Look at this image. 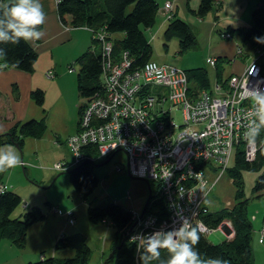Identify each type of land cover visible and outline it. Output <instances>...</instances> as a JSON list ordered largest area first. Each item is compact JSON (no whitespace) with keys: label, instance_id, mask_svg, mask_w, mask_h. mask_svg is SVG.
Masks as SVG:
<instances>
[{"label":"trees","instance_id":"1","mask_svg":"<svg viewBox=\"0 0 264 264\" xmlns=\"http://www.w3.org/2000/svg\"><path fill=\"white\" fill-rule=\"evenodd\" d=\"M198 4L197 9H190L189 6L187 9L190 15H194L199 20L203 19L212 9L219 10L222 6L220 0H198ZM158 9L159 5L156 0H57L55 8L58 21L65 28L85 27L91 32L92 36L94 33L104 30L110 41H112L114 57L119 58L123 53H127L128 58L131 59L132 70L141 68L151 58L153 50L145 33L156 23ZM251 13L250 26L237 27V29L226 27L224 31L217 30V32L224 39L233 38L236 35L241 37L242 44H250L256 53L253 57L256 58L264 73V44L255 41V38L264 36V0H261ZM226 34L228 36L225 37ZM162 38L165 40L177 38L179 54L190 50L196 43V37L191 26L183 19L175 16L174 13L173 17L167 21ZM92 42V46L75 59V63L79 65V71L75 75L77 92L81 98H85L86 102L94 99L95 96H100L104 91L101 75V53L97 42L93 38ZM0 48L7 53V67L5 68H16L25 73L34 71V64L38 56L31 45L21 41L15 45L0 44ZM239 49L241 54V47ZM225 63L227 62L220 57L215 59L213 84L209 80V73L206 68L195 67L190 70H182L173 67L184 72L186 82H188L189 94L192 95L199 91H211L213 85L217 83L224 90L227 87V80L233 75L229 74L228 77H223L222 65ZM4 64L5 60L0 58L2 68H4ZM170 95V89L163 84H150V86L143 88V93L139 91V97L136 98L138 105L141 100L146 102L148 98H152L150 106L146 109L152 122L151 126L159 122L167 128L169 121H173V108L181 111L180 106L170 104ZM30 96L37 106H43L45 102L43 89L36 88ZM85 104L78 107V118ZM45 118L46 116L43 115L39 119L17 122L6 133L0 134V146L13 145L20 149L25 138L39 139L44 135L43 133L47 128ZM180 125H183V123ZM257 142L259 148L254 161L251 162L244 159L239 144L235 146L232 163L226 169V173L234 187V202L232 205L217 211L210 212L208 210L199 217L204 226L210 230H215L223 221H228L233 229L232 237L224 238L220 243L212 244L205 238L203 233L195 228L194 224L192 225L200 236L199 244L196 247L203 257H222L228 260L229 264L253 263L251 248L253 226L247 211L249 199L244 192L243 173L245 170L258 173L251 192L255 198L264 197V172L262 171L264 167V129H261ZM86 154L94 160L86 158L77 162L71 170L67 171L73 188L84 202H88V196L98 184L99 178L94 172L95 167H97L95 163L98 160L99 163L104 164L106 160L109 162L113 156L99 159L95 148L87 149L85 156ZM117 167L121 168L120 171L124 169L122 165ZM150 199L151 201L149 200L146 205L149 211L156 208L162 212L165 211L164 204L160 199H154L152 195ZM21 204H23L24 211L19 216L13 217V211ZM29 207L30 205L23 203L20 196L14 191H7L5 188L0 192V241L7 240L20 250L25 248L26 232L29 227L44 221L46 218V213L42 212L39 207ZM86 210L88 221L94 224L100 221L108 222L114 228L115 233L109 249L113 255L107 258L105 264L112 260H114L113 264H140L138 257L143 253V247L137 248L136 244L128 241V229L134 222L133 212L114 201L99 206L88 203ZM156 212L159 211L156 210ZM53 245L55 251L72 250V255L68 258L48 257V255L40 252V259L29 261L26 264H92L91 249L86 243V236L83 233L61 234L56 237ZM168 258L167 251L162 249L161 259L167 260ZM153 264H159V262L154 261Z\"/></svg>","mask_w":264,"mask_h":264},{"label":"built area","instance_id":"2","mask_svg":"<svg viewBox=\"0 0 264 264\" xmlns=\"http://www.w3.org/2000/svg\"><path fill=\"white\" fill-rule=\"evenodd\" d=\"M176 1L166 0L159 9L166 21L173 17ZM92 38L101 53L104 91L86 102L79 114L78 131L65 140L72 165L86 158L94 160L85 156L89 148H95L99 159L123 151L128 175L155 186L156 193L151 195L163 202L165 211L146 208L142 215L133 212L128 241L137 248L142 246L132 240L133 236L179 227L178 215L188 218L200 233H210L212 230L205 227L199 217L208 211L204 201L216 180L230 167L236 144L242 148L248 162L254 161L259 148L258 142L249 144L245 135L247 113L252 108L249 91L264 90V73L256 58L243 73L231 75L224 90L217 83L211 91L190 95L184 72L151 60L132 70L127 53L114 57L112 41L104 30L94 33ZM237 54H240L239 48ZM206 60L211 66L215 65V59ZM52 76L49 70L46 77ZM150 84H163L170 89V104L181 107L183 125L176 126L172 120L167 128L159 122L150 125L146 109L152 98L146 102L141 100L139 105L136 102L139 91L143 93V88ZM185 126L191 129L175 133ZM53 167L64 170L68 163H55ZM120 169L117 167V171ZM210 174L214 175L213 179H208ZM5 188L0 184V192ZM52 212L66 217L69 224L74 223L72 212L65 214L56 207ZM223 223L217 229L232 236L230 223ZM226 229H230V233Z\"/></svg>","mask_w":264,"mask_h":264},{"label":"rangeland","instance_id":"3","mask_svg":"<svg viewBox=\"0 0 264 264\" xmlns=\"http://www.w3.org/2000/svg\"><path fill=\"white\" fill-rule=\"evenodd\" d=\"M156 1L158 4H161L163 0ZM190 4L195 9H197L199 5L198 0H191ZM213 13H215V8L207 14L208 17L206 16L210 19V22H214ZM157 15L159 16V12ZM178 16L186 21L189 26H192L195 33L194 36L196 37V34L198 35L199 32L195 26V20H197L196 17L190 14L186 15L182 4H179ZM206 17H204V19H207ZM159 22L160 21L157 18L155 25L151 30H148L145 33L153 50L150 60L159 65L168 64L171 67L175 66L182 70H190L195 67L206 68L209 73V80L212 84V81L214 80V71L209 65H205V59L206 56H208L206 52L207 49L205 51L201 47L199 38L196 37V43L190 48V50L179 54L177 38H171L170 40L163 39L162 34L164 29L154 34L158 29L157 25ZM196 30L198 32H195ZM152 34H154V36L156 35L154 39H152ZM213 35L214 37L217 36L216 31H213ZM67 42L68 41H65L64 43ZM243 47H245V52L252 50L247 45ZM79 49H81V46L76 49L74 43L59 47V49L53 52L54 60H56L55 65H51L50 59V65L46 62V59L40 60V68H45L44 66L47 65L49 66L47 71L51 70L54 74L55 72L57 73L54 76L55 78L48 79L53 80V83L46 82L45 84H42L44 89H41L45 92V103L43 104L44 106H39L38 109H36L39 117H41L44 112V116L47 115L45 118L47 128L43 133L44 135L39 139L32 137L25 138L20 149L11 145L18 151L20 158L23 161V165L8 169L5 172H0V182L4 183L7 191L10 190L17 193L23 203L30 205L29 208L36 206L39 207L42 212L46 213L44 221L35 223L38 226H30L27 230V251H32L33 249L40 251L39 249H43L41 250L43 251V254L48 255V257L52 256L49 255L51 251L46 249L47 246L45 242L47 239L44 238L45 234L42 232H44L46 225H48L50 232L54 231L59 223L71 225L67 222L66 217L56 213L54 214L52 211L56 207L66 214L69 212L66 209H72L75 214L74 222H77V226L73 231H80L78 233H83L86 236V243L91 249V263L105 264L107 258H110L111 256L109 247L115 231L113 226L109 225L108 222L100 221L99 223L94 224L87 220L86 209L88 203L93 206H99L100 204L114 201L131 209L132 212L139 213L143 210L145 201L148 197V190L144 181L136 180L127 174L125 170L126 157L123 151H119L113 155L108 163H99L97 160L95 164L99 165L95 167L94 172L99 180L94 191L88 196V202H84L83 199L79 197L77 191L73 188L70 182V177L68 176L67 171L71 170L73 165L72 157L68 152L65 140L69 134L74 133L75 124L78 122L77 109L80 105L86 103V100L85 98L78 96L77 88L75 86L70 87V77L64 76V74H68V70L74 67V70H71L72 73L68 75H73L76 78L75 75L79 71V65L75 64V58L72 59V57H74V55H81L77 54L79 53ZM252 51L255 55V50ZM67 57L69 59L68 63L64 62ZM40 68L37 70L34 69L30 74L36 75ZM40 77L41 75L37 76V78ZM71 85H73L72 81ZM66 96L69 101H73L72 106L67 109L68 111H66L63 106ZM172 117L176 126L183 123L180 109L173 108ZM30 119L37 118L32 117ZM24 121H28V119H25ZM188 128L191 129L190 126L176 129L175 133ZM78 129L79 127H77L76 132ZM65 162L68 163V168H64V170L58 171L53 167L55 163L64 164ZM120 165H122L124 169L117 171V166ZM262 171L264 172V167ZM257 176L258 173L248 170H245L243 173L244 192L245 196L249 199L247 211L251 221H253V226L261 222L262 216L264 215V197L255 198L251 192V188L253 187L254 180ZM213 178L214 175H208V179ZM216 182L217 183L204 201V205L207 206L210 212L220 210L223 207H230L234 202V187L227 173L224 172ZM148 183L151 186V193L155 195V186L152 185L151 182ZM22 211H24L23 204L13 211L12 216L17 217ZM224 235L225 234L219 229L204 234L205 238L212 244L223 241ZM53 243L52 245L50 244V246H53ZM113 262L114 260L110 261L108 264H113ZM257 264H261L260 259Z\"/></svg>","mask_w":264,"mask_h":264},{"label":"crops","instance_id":"4","mask_svg":"<svg viewBox=\"0 0 264 264\" xmlns=\"http://www.w3.org/2000/svg\"><path fill=\"white\" fill-rule=\"evenodd\" d=\"M165 1L166 0H163L161 4H158L159 9L163 6L162 4ZM220 1L222 3V6L220 7L219 10H215V13L212 14L214 15V22H210V19L207 18L208 17L207 15H206L207 17L205 16L207 19H204V17L201 20L196 18L197 20H195L196 22L195 26L199 32L197 30L195 32H198V35L196 34V37L199 38L201 47L205 51L207 49L206 52L208 56H206V58L211 57L213 59H216L217 57H220L227 62L222 66L224 70L223 77H228L229 74L239 75L240 73H242L245 70L244 68L247 67L252 62V60L254 59L253 56H255L256 54L254 55V52L252 51L254 50V48L250 46V44H242V40L240 36L234 35L233 38L230 37L224 39L219 36L217 30L224 31L226 27H232L237 29V27L245 28L250 26L251 15H252L251 12L257 7L258 3L261 2V0H220ZM0 2H6V0H0ZM190 2L191 0H177L175 3H173L174 5L173 13L175 14V16L179 17L178 16L179 4L183 5V10H185L186 15L190 14L187 9L188 6L190 7V9L191 8L195 9L191 6ZM41 3L43 4L44 12L46 13L47 18H46V22L41 26L40 30L43 31L45 35L39 41L28 43L34 48L38 56L37 61L34 64L35 67L34 69L36 70L40 68L39 67L41 64L40 60L46 59V62L49 63V59H50L51 65H55L56 60H54L53 52H55L57 49H59V47L63 45H70V43H74L76 49L77 47L81 46V49L78 50L79 53H77V54H81L82 52L90 48L93 43L92 34L85 27L68 29L61 25L60 21H58V17L55 10L57 0H41ZM157 18L160 22L158 23L157 25L158 29L156 30V32H154V34L158 33L162 29L165 30L167 25V21L165 20L164 16H162L160 13L159 16L157 15ZM151 28L148 30H151ZM213 31H216L217 36L214 37ZM154 34H152V39H154L156 36V35L154 36ZM65 41L68 42L64 43ZM245 45L249 46L250 49L252 50H250L249 52L247 51L245 52L244 49L245 47H243ZM239 47H241L242 50V53L240 55L237 54ZM78 56L81 55H74L72 59L73 58L76 59ZM64 62L66 63L69 62L68 57L65 59ZM205 65H209L212 70H214L215 68V65L211 66L210 64H208L207 60L205 62ZM44 67L45 68H40L37 74L34 75L28 72L25 73L16 68L15 69L5 68V67L2 68L0 66V134L6 133L8 130L14 127L17 124V122H21L24 121L25 119H30L32 117L37 119L40 118L36 110L38 109L39 106H36L30 94L33 90H35L38 87L44 89V86L42 84H45L46 82L53 83V80H48V79L55 78L54 76L55 74H57L55 72V74L53 73L52 77L47 78L46 73L49 72L47 71L49 66L45 65ZM71 73L72 72L68 70V74ZM68 74H64V76L70 77L69 80L70 87L71 86L76 87V78L73 75H68ZM38 75H41L40 77L41 79L37 78ZM71 81L73 82V85H71ZM212 82H214V80ZM65 99L66 100L63 106L65 107V110L68 111L67 109L72 106L73 101L71 100L69 101L67 96L65 97ZM43 115L44 114H42V116ZM77 124L78 122H76L75 124L74 133H76ZM74 133L69 134L68 136L74 135ZM5 148H6L5 146H0V149H5ZM136 180H141V179H136ZM0 184L4 185V183L2 182H0ZM147 190H148V185H147ZM66 210L72 212L73 222H74V217H75L74 211H72V209H66ZM263 216H262V221L255 225L256 227L253 226V221H252L253 231L251 234L252 237L251 248L254 259L252 264H257L259 259L261 260V264H264V243L260 242L262 239H264ZM33 226L36 227L38 225L35 224ZM76 226H77V222H74L71 225L59 223L56 229L50 232L48 229L49 228L48 225H46L45 230L42 233L45 234L44 238L47 239V241L45 242L47 246L46 249H49V251H51L49 255L55 257L57 256L68 257L72 255V250L68 249L63 251H55L53 248L54 245L50 246V244L52 245L54 239H56V237L61 234L67 235V234L80 232V231H73V229ZM231 237L232 236L224 235V238H231ZM39 250L40 251H36L35 249H33L32 251H27L26 245L25 248L20 250L14 247L9 242L2 240L0 241V264H26L29 261H35L36 259H40L39 257L41 255L40 252H43L41 251L43 249H39Z\"/></svg>","mask_w":264,"mask_h":264},{"label":"clouds","instance_id":"5","mask_svg":"<svg viewBox=\"0 0 264 264\" xmlns=\"http://www.w3.org/2000/svg\"><path fill=\"white\" fill-rule=\"evenodd\" d=\"M41 0H6L0 2V44H18L21 41L32 43L41 40L45 33L41 26L46 22ZM256 43L264 44V36L255 38ZM0 58L5 60L7 53L0 48ZM252 108L247 113L246 138L249 144L255 145L264 129V90L249 91ZM23 165L18 151L11 145L0 149V172ZM180 226L170 230H158L151 234H137L132 237L140 242L144 251L139 255L140 264H229L222 257H203L197 249L200 236L186 217H179ZM264 243V239L260 241ZM166 250L167 260L161 259V250Z\"/></svg>","mask_w":264,"mask_h":264},{"label":"water","instance_id":"6","mask_svg":"<svg viewBox=\"0 0 264 264\" xmlns=\"http://www.w3.org/2000/svg\"><path fill=\"white\" fill-rule=\"evenodd\" d=\"M106 162H108V160H106L105 162H104V164L106 163ZM99 165V164H98ZM98 165H96V166H98ZM145 182H146V185H148V197H147V199H146V201H145V204H144V207H143V210L141 211V215L144 213V210L146 209V205L148 204V202H149V200H150V198H151V189H150V185L147 183V181L146 180H144ZM113 254L111 253V256H112ZM110 256V257H111Z\"/></svg>","mask_w":264,"mask_h":264},{"label":"bare ground","instance_id":"7","mask_svg":"<svg viewBox=\"0 0 264 264\" xmlns=\"http://www.w3.org/2000/svg\"><path fill=\"white\" fill-rule=\"evenodd\" d=\"M226 232H227V233H230V229H226Z\"/></svg>","mask_w":264,"mask_h":264}]
</instances>
